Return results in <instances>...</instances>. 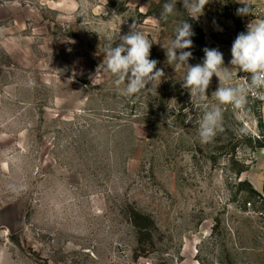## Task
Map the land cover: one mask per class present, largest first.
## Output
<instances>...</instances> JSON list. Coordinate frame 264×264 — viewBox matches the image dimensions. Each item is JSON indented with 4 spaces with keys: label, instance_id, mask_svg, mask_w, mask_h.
<instances>
[{
    "label": "rangeland",
    "instance_id": "obj_1",
    "mask_svg": "<svg viewBox=\"0 0 264 264\" xmlns=\"http://www.w3.org/2000/svg\"><path fill=\"white\" fill-rule=\"evenodd\" d=\"M167 2L0 0V264H264V106H221L202 143L186 70L166 55L188 20V64L216 48L231 70L264 0L245 16L236 0H209L196 20L178 0L158 22ZM133 23L164 76L127 97L110 73L95 77L109 38ZM218 86L213 75L209 106Z\"/></svg>",
    "mask_w": 264,
    "mask_h": 264
},
{
    "label": "clouds",
    "instance_id": "obj_2",
    "mask_svg": "<svg viewBox=\"0 0 264 264\" xmlns=\"http://www.w3.org/2000/svg\"><path fill=\"white\" fill-rule=\"evenodd\" d=\"M236 2L244 5L237 9V15H254L250 0ZM177 3L178 0L165 3L158 22L166 23L170 16L177 14ZM208 3L209 0H182L184 12L193 20L204 14L205 5ZM246 27L247 32L239 33L232 44L231 70L223 66V54L216 48L203 50L205 57L202 65L188 64L192 52L185 49L192 47L191 37L194 35L188 20L176 27L174 38L166 48L167 63L186 70L181 80L182 87L190 93L193 106L200 107L203 112L198 127L202 143L211 142L221 129V106L231 105L233 109H242L247 104L249 95L264 101V19H254ZM117 37L121 42L113 47ZM152 43L136 23L130 26L127 34L119 36L118 33L110 37L104 51L105 58L97 68L95 79L110 73L114 77V85L127 97L152 92L153 87L146 89V86L161 81L164 76L163 70L157 69L158 61L149 59ZM241 71L250 74V77H243L244 83H230L233 80L232 73L238 74ZM213 75L219 79V86L212 93L218 103L209 106L206 90Z\"/></svg>",
    "mask_w": 264,
    "mask_h": 264
},
{
    "label": "built area",
    "instance_id": "obj_3",
    "mask_svg": "<svg viewBox=\"0 0 264 264\" xmlns=\"http://www.w3.org/2000/svg\"><path fill=\"white\" fill-rule=\"evenodd\" d=\"M262 10H258V12H261ZM254 20V18L252 16H249V17H246L243 19V29L241 32H247V25L252 22ZM250 77V74L248 73H244V72H241L240 75L238 76V80H237V84L239 83H244L245 81L242 79L243 77ZM264 106V101L262 100H259L257 98H255L254 96L252 95H249L248 97V102L247 104L245 105L244 108L242 109H236L237 111H241V112H244L247 110V108H258V109H261L263 108Z\"/></svg>",
    "mask_w": 264,
    "mask_h": 264
},
{
    "label": "crops",
    "instance_id": "obj_4",
    "mask_svg": "<svg viewBox=\"0 0 264 264\" xmlns=\"http://www.w3.org/2000/svg\"><path fill=\"white\" fill-rule=\"evenodd\" d=\"M263 7H261V9H259V10H262L261 12H256L255 14L257 15V16H255V18L254 19H264V9H262Z\"/></svg>",
    "mask_w": 264,
    "mask_h": 264
}]
</instances>
